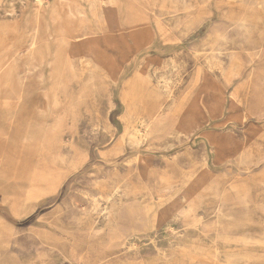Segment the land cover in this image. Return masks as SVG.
I'll list each match as a JSON object with an SVG mask.
<instances>
[{"label": "rangeland", "instance_id": "obj_1", "mask_svg": "<svg viewBox=\"0 0 264 264\" xmlns=\"http://www.w3.org/2000/svg\"><path fill=\"white\" fill-rule=\"evenodd\" d=\"M53 2L0 0V264H264V0Z\"/></svg>", "mask_w": 264, "mask_h": 264}, {"label": "bare ground", "instance_id": "obj_2", "mask_svg": "<svg viewBox=\"0 0 264 264\" xmlns=\"http://www.w3.org/2000/svg\"><path fill=\"white\" fill-rule=\"evenodd\" d=\"M38 1L41 2V3H44L46 0H38ZM55 1H56V0H54L53 3H55ZM100 1H102L103 3H106L107 0H100ZM210 5H211V4H210ZM10 15H11V14H10ZM1 17H2V15H1ZM11 17H12V16H11ZM16 17H17V16H16ZM134 35H135V36H140V35H143V33L141 32V30H135V31H134ZM35 45H36V43L33 41L32 44H31V47H35ZM10 70H11V69H10ZM6 71H8V70H5L4 73H6ZM8 72H9V71H8ZM8 72H7V73H8ZM8 74H9V73H8ZM8 74H7V75H8ZM4 75H6V74H4ZM8 76H9V75H8ZM8 76H7V77H8ZM5 78H6L5 76H4V78H0V82L3 83ZM2 85H3V84H2ZM12 89H13V88H12ZM10 91H11V90H10ZM2 92H3V91H2ZM4 93H5V92H4ZM145 124L147 125V126H146V130H145V135H146V133L149 131V130H148V129H149V127H148L149 122L147 121V122L144 123V125H145ZM147 128H148V129H147ZM151 129H152V127H151ZM137 131H139V130H137ZM140 134H141V133H140ZM143 135H144V134H143ZM16 184H17V183H16ZM25 185H27V184H25ZM28 186H29V185H28ZM27 189H28V188H27ZM26 191H27V190H26ZM3 192L5 193V191H3ZM13 193H14V192H13ZM26 194H27V193H26ZM9 195H10V194H9ZM25 197H26V196H25ZM10 198H11V197H10ZM15 198H16V197H15ZM16 200H17V199H16ZM42 200H43V199H42ZM40 202H41V201H40ZM22 207H23V206H22ZM22 209H23V208H22Z\"/></svg>", "mask_w": 264, "mask_h": 264}]
</instances>
